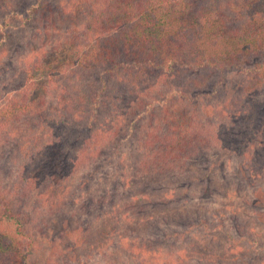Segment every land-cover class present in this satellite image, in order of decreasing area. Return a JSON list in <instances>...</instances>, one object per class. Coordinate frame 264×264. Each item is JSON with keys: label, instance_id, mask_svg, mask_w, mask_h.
<instances>
[{"label": "trees", "instance_id": "1", "mask_svg": "<svg viewBox=\"0 0 264 264\" xmlns=\"http://www.w3.org/2000/svg\"><path fill=\"white\" fill-rule=\"evenodd\" d=\"M231 162L264 178V0H0V264H264L194 202Z\"/></svg>", "mask_w": 264, "mask_h": 264}, {"label": "rangeland", "instance_id": "2", "mask_svg": "<svg viewBox=\"0 0 264 264\" xmlns=\"http://www.w3.org/2000/svg\"><path fill=\"white\" fill-rule=\"evenodd\" d=\"M46 49L48 50V55L46 58L47 64H54L56 63L57 58L65 57L67 55V52L64 51V49L61 50V48H59V43L56 40L53 41L52 44L46 45ZM47 78L48 76L46 75V73L42 74L40 78L41 84H44ZM38 93L42 95L46 92L44 88H42L38 91ZM238 169L239 166L237 162H231L228 165L227 171H221L223 172V174L221 179L217 183L219 193H216L217 195L213 196L212 199H209L204 193L196 191L194 192L196 193L195 196L197 197V195H200V198L194 200V202L201 203L199 207H201L203 210H208V208L210 211L212 210V208L217 209V216L219 215V213L224 212L226 217L233 222L235 229L237 228L238 231L239 229L240 231L241 229L251 230L250 227L253 225L259 223L264 225V178L250 180L245 177V175ZM224 179L225 182L223 181ZM102 194L97 195V198L95 199L96 202L94 204L95 208L91 207L93 209L94 216H97V214L100 212L99 201L101 199ZM28 204L32 205L33 209L35 208L37 203L34 202V199H31ZM209 206L212 207L210 208ZM89 210L90 207L89 209L82 210V212H84L85 214L84 216H86V221H90L91 219L86 214V212ZM34 216L36 217V219L38 216L41 217V215L37 213V211L36 213H34ZM92 219L94 220V226H98V224L101 222L100 219H94V217ZM238 224H240V226H237ZM260 228L261 230H264V228ZM46 247L47 244H43L42 250H45ZM91 263L108 264V262L104 261V258L102 256L95 257V259L92 260ZM246 263L247 262H235L234 264ZM203 264H221V262H204Z\"/></svg>", "mask_w": 264, "mask_h": 264}]
</instances>
